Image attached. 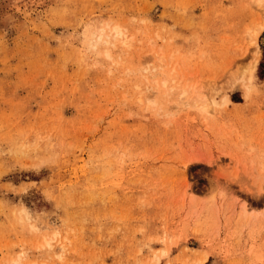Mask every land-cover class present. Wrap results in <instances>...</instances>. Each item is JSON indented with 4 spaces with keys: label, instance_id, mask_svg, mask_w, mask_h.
I'll list each match as a JSON object with an SVG mask.
<instances>
[{
    "label": "rangeland",
    "instance_id": "1",
    "mask_svg": "<svg viewBox=\"0 0 264 264\" xmlns=\"http://www.w3.org/2000/svg\"><path fill=\"white\" fill-rule=\"evenodd\" d=\"M0 264H264V0H0Z\"/></svg>",
    "mask_w": 264,
    "mask_h": 264
},
{
    "label": "bare ground",
    "instance_id": "2",
    "mask_svg": "<svg viewBox=\"0 0 264 264\" xmlns=\"http://www.w3.org/2000/svg\"><path fill=\"white\" fill-rule=\"evenodd\" d=\"M114 35L115 36H118V37H120V36H122L123 35V32H122V30L119 28V27H115L114 28ZM113 35V36H114ZM100 39L103 37V33H99L98 35H97ZM108 42V41H107ZM258 51V50H257ZM259 52V51H258ZM260 54V53H259ZM257 56H259V55H257ZM257 58V57H256Z\"/></svg>",
    "mask_w": 264,
    "mask_h": 264
}]
</instances>
